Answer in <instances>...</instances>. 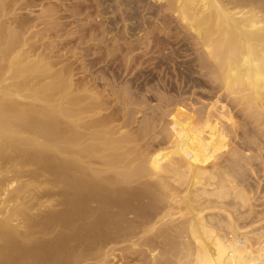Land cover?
Segmentation results:
<instances>
[{
	"label": "bare ground",
	"instance_id": "bare-ground-1",
	"mask_svg": "<svg viewBox=\"0 0 264 264\" xmlns=\"http://www.w3.org/2000/svg\"><path fill=\"white\" fill-rule=\"evenodd\" d=\"M116 1L123 21L140 9ZM27 2L0 0V264H264V0H155L205 80L188 97L163 85L141 120L140 88L79 77L34 31H62L56 6L33 25Z\"/></svg>",
	"mask_w": 264,
	"mask_h": 264
},
{
	"label": "rangeland",
	"instance_id": "rangeland-1",
	"mask_svg": "<svg viewBox=\"0 0 264 264\" xmlns=\"http://www.w3.org/2000/svg\"><path fill=\"white\" fill-rule=\"evenodd\" d=\"M26 1H28L27 3L30 4V6H28L29 8L28 7L24 8L26 5L21 6V4H20L17 7L19 8V6H20V8L22 7V9L19 8L20 9L19 10L16 7L17 11H18L17 13H18V15H20L19 16L20 18L22 16V18H24V17H25V19L27 18L26 20L32 19L31 20L32 24L37 21L36 18H37V16L40 15L39 13L41 12L40 11L41 6L47 5L46 7H49L50 4L56 6V7L55 6L54 7L56 8L57 12L58 11L60 12V13L58 12L59 14L57 15V17L60 18V19L58 18L57 22L62 21L61 23H59L62 26L59 24L58 25H59V28L62 31H64L65 33L62 31L58 32L56 34V36H57L56 37L55 32H53L51 30L52 33H54L52 35L51 31L50 32L47 31V30H50L47 28L50 25L48 26L47 24L43 23L45 25L44 26L40 21L37 22L38 24L35 23V25L37 24V28H35V30L34 29H32V30H34L36 32L37 31L40 32L41 35H39V38L40 37L43 38L42 41H40V43L45 42V41L47 42L49 40L47 43L48 44L50 43L49 44L50 46H51V44H53L52 47L55 48L54 49L55 55L57 57H60V60H64L65 61L64 63H66V62L73 63V69L76 70V72H74V73H77L78 70H79V72H81V70H80L81 67L84 68V66L89 65V67H87V69H89V70H87L88 72H86V75L88 73L87 76H89L91 74H95V76H96V74L102 75L101 72L108 70V72L111 74V76L115 75V78H116V80H118V83L120 86H123L125 84H126V86H128L129 84H131V86H133L132 90L136 93L139 91V88H140V90H141L140 93L139 92L137 93V96H139L138 98L140 99V97H141V99L143 100L144 97L142 98V96H145V99L147 98V100L146 101L143 100L144 101V103H143L144 107L142 106L143 109L141 106L138 107L139 110L141 109L140 110L141 112L137 109V114H138L136 117L137 120H138V118L141 120V117L143 116V118H144V116H145L143 114V113H146L144 108H146L145 105L149 104V103H145V102H147L148 100H151L152 102H154V103L151 102V104L157 103L156 101H154L156 98L155 96L158 93L164 92V89L162 88L163 85L165 86V84H167V88H169L168 90L172 91L171 92L172 95L181 96V94H182L183 97H188L191 95V93H193L196 90L195 88H192L193 84H192V82H190V75H191V77L193 76V78L199 79L201 81L205 80L204 78H202V74L200 73L198 66H197L198 62L196 60L195 48L193 47L194 41L192 43V40H193L192 36L190 35V33L182 30L181 26H179L176 22H172L170 24V27L172 29L171 35H173V36H171V35L167 36L161 28V16H160V18H158V16H159L158 13L153 14V11L154 12L156 10L158 11V3H156L155 0H139L140 9L137 10L138 11L137 14L135 16H133L129 13L130 11L128 10L129 12L127 11V13H128V15L126 16L127 18L124 21H123V19L121 20V18H122L121 10H127L126 6L124 7V5L123 6L119 5V3L116 0H86V1L85 0H60V1H58V0H56V1H53V0H34V1L33 0H26ZM30 1H32V2L30 3ZM122 1L123 0H121V2ZM140 1H142V2H140ZM20 2H22V1H20ZM57 2H59V3H57ZM31 5L32 6L34 5V8ZM36 5H38V6H36ZM57 6L59 9L57 8ZM132 6H134V5H132ZM31 7H32L33 11H30ZM123 7H124V9H123ZM149 7H151V8H149ZM27 8L30 10H28ZM68 8L71 10L70 12L68 11ZM74 8H75V10H74ZM87 8H88V10H87ZM76 10H77V12H76ZM71 12H73L74 14ZM31 13H33V14H31ZM78 14H80V15H78ZM86 14H88V15H86ZM73 15H75V17ZM160 15H162V14H160ZM99 19H100V21H99ZM125 24L129 27H127ZM155 26L158 28V30L153 35V42L151 45V46H153L151 51L152 50L153 51L152 52L148 51V53H149L148 54L147 49L144 50V47L146 48V45L144 46V41H145V39H144L145 35L144 34H145V30L148 27H155ZM45 27L47 29H45ZM145 27H147V28H145ZM96 28H98V29L100 28L99 29L100 31L102 29V33H104V32L105 33L104 34L101 33L98 35L97 32H93V30ZM37 29H39V30H37ZM67 30L69 32H67ZM103 30H105V31L103 32ZM161 30H162V33H161ZM46 31L49 33V36H47L48 34ZM72 31H73L74 35L72 34ZM50 33H51V35H50ZM63 33L65 35L68 33L67 38ZM177 33H179V38L176 35ZM59 34L61 35V38L58 39ZM174 35H176V37H174ZM50 36H53V37L49 38ZM70 36H72V37H70ZM93 36L95 38H93ZM37 37L38 36H36V38ZM170 37H172V38H170ZM81 38H82V40H80ZM157 38L159 40H157ZM36 40H38V39H36ZM50 40L52 42H50ZM63 40H64V42H63ZM91 40L93 41V43ZM84 41H86V42H84ZM115 42H117V43H115ZM40 43H39V45H40ZM88 43H90V47L93 46L92 49L90 47L88 48V46H89V45H87ZM162 43L164 45H162ZM115 44H119V45H115ZM141 44H143V45H141ZM142 47H143V49H142ZM79 48H80V50H79ZM86 50H87V53L85 52ZM111 50L114 51L115 54L111 58L106 57V56H108L106 53H108V51H111ZM144 51H146V52L144 53ZM131 52H132V55L130 54ZM88 53H91V55ZM126 54H130L131 56H129V55L126 56ZM167 54H168V56H166ZM76 55H77V57H76ZM132 56H133V59L135 60V62H133L134 60H131V59L128 60V57H132ZM125 57H126V59H125ZM55 60H57V58ZM125 60H127L126 61L127 63L129 62V65L125 62ZM89 61L92 62L91 65H90ZM130 61H132V64ZM125 64H127V65H125ZM90 68H91V71L94 73H92L90 71ZM84 69L86 70V68H84ZM84 69H82V70H84ZM81 73L85 74L84 72H81ZM78 74L79 73H77V75ZM95 76L94 75L92 77L89 76L88 79L91 80V78H95ZM99 76L97 75L96 80L94 79V81L97 82V84H99L100 82L103 83L102 81H100L102 76H100V77ZM94 81L92 83H94ZM159 84H161L160 85L161 90L155 89L153 91L155 93V95L153 94L152 91H151V93L146 94V91L149 92L148 90H150L149 89L150 87L156 88ZM90 85H92V84H90ZM100 87H102V86H100ZM137 87H139V88H137ZM106 89H108V87ZM101 90H103V87ZM145 94L149 95L150 99H148V96H146ZM151 94H153V95H151ZM151 96L155 97V98H151ZM152 99H154V100H152ZM148 102H150V101H148ZM148 112L149 111H147V113ZM147 113H146V115H147ZM160 137H159V139L162 140L163 137H162V139ZM164 141H166V140H164ZM170 146L169 145L165 146V148L166 147L171 148V149L170 148L169 149L172 152H170L171 154H169V155H172L173 158L175 157V159H177V161H180L181 156L179 154H177L178 151L175 149L176 148V147H174L175 145H173V146L170 145ZM261 185H264V181L262 182ZM185 186L187 187V185H185ZM201 187L203 188V185ZM200 188H198V189H200ZM206 188L208 190H210L211 187L208 188V187L204 186L203 191ZM192 189H191V191H192L191 194L197 193V191L201 193V191H202V190L199 191L196 187H194L195 190L197 189L196 191L195 190L193 191ZM260 192H262V189L260 190ZM261 195H262V193L260 194V197L263 196V195L262 196ZM252 201L254 202V200H252ZM263 201H264V199H262V200L260 199L258 202L261 203ZM255 260H257V259L252 260L253 264H254Z\"/></svg>",
	"mask_w": 264,
	"mask_h": 264
}]
</instances>
